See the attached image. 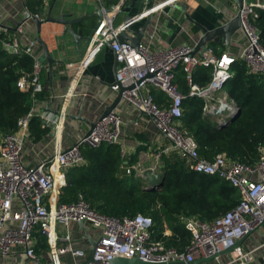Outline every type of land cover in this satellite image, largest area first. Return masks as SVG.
I'll return each mask as SVG.
<instances>
[{
  "label": "built area",
  "instance_id": "1",
  "mask_svg": "<svg viewBox=\"0 0 264 264\" xmlns=\"http://www.w3.org/2000/svg\"><path fill=\"white\" fill-rule=\"evenodd\" d=\"M168 1L159 2L151 11ZM121 7L117 6L116 12ZM259 7H264V0H243L242 7L237 9L242 24L239 30L245 36V44L237 55L225 50L219 52V47L211 43L206 44L203 52L194 54L195 43L192 42L155 46L153 31L145 32L137 48L131 47L117 38L122 24L116 26L114 17L103 16L90 35L80 60L76 75L109 43L117 61L111 89L117 92L124 87L121 101L128 104L132 112L151 120L160 134L169 140L166 150L174 149L186 157L192 170L217 175L237 188L238 203L213 219L179 216L191 234L190 242L182 249L166 246L151 237L153 220L150 215H107L92 208L82 193L75 201H59L61 188L66 183L61 172L84 162L81 146L123 144V116L114 108L106 116L97 117L89 135L77 134L72 144L63 148L66 112L59 108L53 113L45 109V101L36 97L43 89L39 43L26 34L25 20L16 26L17 33H9L2 39L4 50L29 55L33 67L17 80L19 89L31 87L32 105L19 117L16 130L0 133V256L5 258L15 254L36 260L35 233H40L48 245V264H65V254H70L73 264H111L116 256L138 257L148 264H175L171 261L191 264L196 258L207 257L233 245L248 232L260 231L259 243L247 249L240 245L213 258L218 264H251L255 251L264 246V146H258L259 156L253 164L231 159L225 152H218L209 160L200 156L196 140L181 127L180 119L186 96L201 97L202 114L211 118L216 126L236 113L239 105L226 90L225 82L232 77L231 65L237 59L243 60L248 72L261 76L264 82V47L253 22ZM148 12L149 9H144L134 19L141 22ZM15 16L16 12L0 7V32L7 30V19ZM179 66L185 72L187 93L180 90L176 81ZM198 66L210 68L211 78L204 86L193 80V72ZM154 91L164 94V103L155 101ZM34 116L40 118L43 127L50 129L47 137L52 141V149L49 152L47 144L35 150L29 141L28 126ZM132 123L137 125L138 120ZM28 145L34 151V154L30 153L33 162L26 158L30 152ZM39 151L51 156L46 154V158H40ZM160 154L150 165L154 170H163ZM123 168L125 174L134 170L139 176L143 169L139 164ZM79 222L84 223L88 236L96 242L93 261L87 260L89 251L80 245L85 235L81 240L76 239L71 231V225H79ZM79 229L84 234L80 226Z\"/></svg>",
  "mask_w": 264,
  "mask_h": 264
},
{
  "label": "trees",
  "instance_id": "2",
  "mask_svg": "<svg viewBox=\"0 0 264 264\" xmlns=\"http://www.w3.org/2000/svg\"><path fill=\"white\" fill-rule=\"evenodd\" d=\"M45 1L24 0V6L31 13L43 16ZM257 10L258 16L253 22L264 47V7ZM9 33L8 29L0 32V133L16 130L19 117L32 105L31 87L21 90L17 80L22 73L31 72L33 59L27 54H14L2 48V39ZM211 44L219 47V52L226 49L223 43ZM231 70L233 75L225 82V88L241 108L238 117L218 128L211 118L202 114L203 99L186 96L182 103L181 127L196 140L200 156L212 160L216 153L225 152L231 159L253 164L259 156L258 146H264V82L261 76L248 72L243 60L233 62ZM210 78L209 67L195 68L193 80L196 83L204 86ZM176 81L180 90L187 93L185 72L180 66ZM49 92L48 86L43 84L36 97L47 102ZM154 95L157 103H164L162 92L154 91ZM28 127L30 143L47 140L50 129L41 125L39 117H32ZM143 148L144 145H138L132 158H128L130 164L136 161ZM80 150L84 162L61 172L66 183L61 188L59 201H75L82 193L92 208L107 215H150L153 220L151 237L166 246L182 249L190 242L191 234L179 219L180 215L210 220L233 208L239 200L235 186L217 175L192 170L187 158L174 149L160 154L166 175L157 189H145L142 176L134 170L129 174L121 171L123 159L119 144L83 145ZM165 225L171 231L168 236L163 234ZM35 235L36 257L43 264L44 257L40 254L48 251V245L44 235Z\"/></svg>",
  "mask_w": 264,
  "mask_h": 264
},
{
  "label": "crops",
  "instance_id": "3",
  "mask_svg": "<svg viewBox=\"0 0 264 264\" xmlns=\"http://www.w3.org/2000/svg\"><path fill=\"white\" fill-rule=\"evenodd\" d=\"M129 1L46 0L43 7V16L40 17H46L49 11L51 16L73 12L71 17H79L84 14L93 13L100 8L103 11V16L114 17V24L119 26L124 19V14L115 12L114 16L112 13H106V8L124 7ZM161 1L163 0H138L132 10L134 13H139L144 9H148L152 4L156 6ZM0 7L4 11L16 12L14 18L9 17L7 19L5 27L10 30L11 34L17 33L16 26L25 17L24 0H0ZM237 9L238 4L236 0H169L151 11L150 23L146 31L147 33L152 31L155 33L153 44L155 46L164 47L178 43H196L202 34L198 23L207 28H212L232 18L236 14ZM99 18L94 15L75 23L73 29L80 36L78 39L71 33L64 32V25L61 23L46 22L41 26V37L46 42L49 52L55 61L52 64L50 79L48 60L41 58L43 67L41 69L40 80L48 86L50 91V99L46 104H50V108L57 110V112L59 108H63L66 112L62 131L63 148L72 144L77 134H84L89 128V122H94L97 117L101 116L106 106L114 100L117 94L116 91L111 89V84L115 81V57L110 46H105L76 75L82 54L87 45V37L92 34ZM140 25V21H137L134 27ZM23 26L26 34L34 37L36 32L34 21L32 19L25 20ZM244 44L245 36L238 30L233 34L230 44L225 45V51H228L232 55H237ZM38 52L41 57L42 47L40 44ZM50 80L52 84H50ZM116 108L120 110L125 122L122 134L123 144L120 145L123 159V164L121 165L122 172L124 171L123 166L126 165L139 164L143 168L150 166L159 152L173 150H166L170 145L169 140L160 134L153 122L147 119V117L139 116L135 112H132L130 106L121 100ZM133 120H138V124L133 125ZM51 142L50 138L47 137L45 142L31 144L35 150H39L47 144L46 149L49 152L52 149ZM158 143L160 144L158 145ZM138 145H144L145 148L139 150L136 161L130 164L128 158H132V154L135 153ZM30 153L34 154V151L30 149L26 158L30 162H33ZM46 154L51 156L50 153L39 151L40 158H46ZM142 179L144 183L142 184L145 186L146 181L143 177ZM79 226L72 224L71 231L76 239L81 240L84 234L79 229ZM163 234L165 236L171 234L170 229L166 225ZM260 235V231L248 234L243 239L241 245L244 249H247L249 246L259 243L261 241ZM84 237L80 241V245L90 253L92 239ZM40 256L44 257V253L40 254ZM47 256L46 252L43 264L48 260ZM63 258L65 264H73L70 254H65ZM263 260L264 246L255 251L254 260L251 264H263ZM11 261H14L15 264H28V262L38 264L36 260L24 259L20 255L13 254L5 258L0 256V264H10ZM201 264H218V262L212 259Z\"/></svg>",
  "mask_w": 264,
  "mask_h": 264
},
{
  "label": "water",
  "instance_id": "4",
  "mask_svg": "<svg viewBox=\"0 0 264 264\" xmlns=\"http://www.w3.org/2000/svg\"><path fill=\"white\" fill-rule=\"evenodd\" d=\"M238 4V9L242 7L243 0H236ZM138 0H130L124 7L122 6L117 12H121L124 14V19L120 23L122 24V29L119 32L117 38L120 42L122 43H128L131 47L137 48L140 42L142 41L146 29L150 23L151 19V9L155 6L152 4L148 9L149 12L147 15L144 17V19L141 21V25L139 27H134L136 20L134 19L135 15L138 13H134L132 9L136 6V3ZM25 9V17L24 20L32 19L35 23L36 27V32L34 35V39L37 40V42L40 44L42 47V53H41V58H46L48 60V68L50 72V79H51V69H52V64L55 61L53 56L50 54L48 46L46 42L43 40L41 37V26L42 24L46 22H56V23H61L64 25V32H69L73 36H75L77 39L80 37L78 34L73 29V25L79 21H82L84 19H87L88 17L91 16H98V17H103V11L98 8L95 12L89 13V14H84L79 17H71L73 12L71 13H60L58 16H51V13L49 11L48 15L46 17H39L36 16L35 14L31 13L24 7ZM51 10V9H50ZM116 12V8H106V13H112L114 14ZM198 26L200 27L202 34L195 43V46L192 50V53H201L205 50L206 44L209 42H218V43H223L224 45H229L230 40L233 36V34L238 31L239 29L242 28L241 24V19H240V12L239 10L236 12V14L230 18L229 20L220 23L212 28H207L202 24L198 23ZM87 39H90V36L87 37ZM109 46V43H107ZM115 57V56H114ZM117 68V61L116 59L114 60V69L116 72ZM50 84H52V81L50 80ZM132 86H129L131 88ZM124 90V87H120L119 90L117 91V94L114 98V100L106 106L104 111L102 112L100 117L106 116L108 113H110L121 100V95L122 91ZM45 109L49 111H53L54 113L57 112V110H54L50 108V104L46 105ZM241 112V108L238 107L236 113L230 117V119L225 122V123H220L217 125L218 128H222L229 123H231L233 120H235L238 115ZM79 118V117H77ZM94 126V122H89V128L85 132V136L89 135L91 132L92 128ZM166 172L165 170H154L150 166H147L142 169L141 176L145 179L146 185L144 186L145 189H157L159 188L164 179H165ZM80 227L84 230V235L89 239L90 237L88 236V233L86 231L85 225L83 222H79ZM249 234L246 233L243 237H241L239 240H237L233 245L226 247L225 249L219 251L218 253L209 255L207 257H200L196 258L195 260L192 261L191 264H201L207 261L212 260L215 256L224 254L226 252L232 251L235 247H238L241 245L243 239ZM96 242L91 240V248H90V253L88 256V261H93V252L95 248ZM38 264H41L38 259H36ZM179 261H171L170 263H178ZM111 264H148V262L140 260L138 257H124V256H116L111 260Z\"/></svg>",
  "mask_w": 264,
  "mask_h": 264
},
{
  "label": "rangeland",
  "instance_id": "5",
  "mask_svg": "<svg viewBox=\"0 0 264 264\" xmlns=\"http://www.w3.org/2000/svg\"><path fill=\"white\" fill-rule=\"evenodd\" d=\"M157 143V142H156ZM154 144V143H153ZM160 143H158V145H159ZM28 147H29V145H28ZM29 149H30V147H29ZM144 184V183H143ZM44 257H45V254H44ZM43 258V257H42ZM47 258H48V256H47ZM50 261L49 260H47L46 262H45V264H48ZM10 264H15V262L14 261H11V263ZM28 264H35V263H31V262H28ZM178 264H180V263H178Z\"/></svg>",
  "mask_w": 264,
  "mask_h": 264
},
{
  "label": "flooded vegetation",
  "instance_id": "6",
  "mask_svg": "<svg viewBox=\"0 0 264 264\" xmlns=\"http://www.w3.org/2000/svg\"><path fill=\"white\" fill-rule=\"evenodd\" d=\"M36 15V14H35Z\"/></svg>",
  "mask_w": 264,
  "mask_h": 264
}]
</instances>
